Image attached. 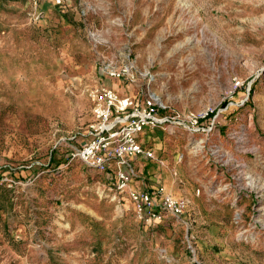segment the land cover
I'll return each instance as SVG.
<instances>
[{
    "label": "rangeland",
    "instance_id": "374dc122",
    "mask_svg": "<svg viewBox=\"0 0 264 264\" xmlns=\"http://www.w3.org/2000/svg\"><path fill=\"white\" fill-rule=\"evenodd\" d=\"M103 89L208 113L146 128L125 168L180 220L143 222L116 161H70ZM0 264H264V0H0Z\"/></svg>",
    "mask_w": 264,
    "mask_h": 264
},
{
    "label": "built area",
    "instance_id": "2783aa9c",
    "mask_svg": "<svg viewBox=\"0 0 264 264\" xmlns=\"http://www.w3.org/2000/svg\"><path fill=\"white\" fill-rule=\"evenodd\" d=\"M126 72L127 69L118 72L108 70L107 74L111 78L119 79ZM161 108L151 98L140 103L129 97H120L112 90H101L95 96L93 119L88 128L87 139L79 149L70 154V161L105 173L110 170V162L116 161L118 167L115 183L112 184L115 195L126 192L140 219L146 224L160 222L167 217L180 220L188 211V202L173 198L163 187L141 192L128 188L132 180V175L125 169L129 166V160L136 157H154L153 152L142 145L140 135L146 128L173 124L181 125L191 133L197 132L199 125L208 117V113H188L185 117L178 118L163 114Z\"/></svg>",
    "mask_w": 264,
    "mask_h": 264
},
{
    "label": "crops",
    "instance_id": "0c3cea01",
    "mask_svg": "<svg viewBox=\"0 0 264 264\" xmlns=\"http://www.w3.org/2000/svg\"><path fill=\"white\" fill-rule=\"evenodd\" d=\"M114 87H116V85H114ZM114 90H115V89H114ZM116 92H117V94H120V95L123 94V93L120 92V89H119V88H117V91H116ZM116 92H115V93H116ZM118 96H119V95H118ZM120 97H124V96H120Z\"/></svg>",
    "mask_w": 264,
    "mask_h": 264
}]
</instances>
